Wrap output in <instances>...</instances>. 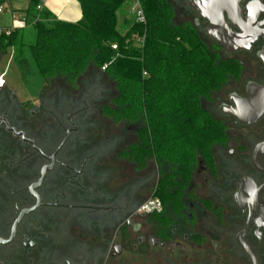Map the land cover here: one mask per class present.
Instances as JSON below:
<instances>
[{
    "label": "flooded vegetation",
    "instance_id": "obj_1",
    "mask_svg": "<svg viewBox=\"0 0 264 264\" xmlns=\"http://www.w3.org/2000/svg\"><path fill=\"white\" fill-rule=\"evenodd\" d=\"M167 1L174 14L176 9L189 14L184 23L239 68L202 103L222 128L223 140L208 156H198L183 188L175 178L181 207L159 199V217L152 222L154 213L139 212L140 188L126 193L109 184L104 161L121 140L108 141L104 153L107 145L88 138L91 124L83 122L84 113L77 116L82 103L23 104L4 78L0 238H12L22 213L37 205L34 194L41 204L21 218L10 243L0 244V264H108L129 247L124 244L145 247L153 232L157 240L149 246L159 249V264H264V0ZM4 56L0 52V64ZM157 170L159 184L171 166L157 163ZM147 222L150 235L138 237Z\"/></svg>",
    "mask_w": 264,
    "mask_h": 264
},
{
    "label": "trees",
    "instance_id": "obj_2",
    "mask_svg": "<svg viewBox=\"0 0 264 264\" xmlns=\"http://www.w3.org/2000/svg\"><path fill=\"white\" fill-rule=\"evenodd\" d=\"M28 1V26L0 34V52L13 53L24 78L72 82L94 70L112 80L117 95L103 113L117 122L141 125L137 142L124 147L119 157L138 169L150 161L170 165L154 197L180 208L181 195L173 186L180 181L183 188L198 156H208L213 144L223 140L222 128L202 103L238 74V66L208 46L195 27L177 23L167 0H139L144 25L123 14L120 20L119 13L135 0H78L82 19L77 23L54 21L39 9L43 0ZM134 35H145L144 46L134 42ZM114 44L118 50L112 49ZM157 217L149 216L155 223Z\"/></svg>",
    "mask_w": 264,
    "mask_h": 264
},
{
    "label": "rangeland",
    "instance_id": "obj_3",
    "mask_svg": "<svg viewBox=\"0 0 264 264\" xmlns=\"http://www.w3.org/2000/svg\"><path fill=\"white\" fill-rule=\"evenodd\" d=\"M5 3H2L4 6ZM135 4V3H134ZM134 4L126 6L119 16L122 19V14L126 16L130 21H134ZM189 14H182L180 10H175V21L183 24L187 20ZM9 12L0 14V27H6L11 23V17ZM5 74V80L9 87L14 90L21 103L30 102L32 106H41V102L49 108L68 106L69 101L76 104L82 103L78 108L81 110V114L77 115L79 118L83 116V122H89L91 124L88 134V138L97 139L102 145L106 146L104 153L109 151L108 141L111 144L112 139H118L120 141L118 148L113 154L108 153V158L104 161V165L109 169V175L111 181L109 184L116 189L121 188L126 193H132L133 188H140L139 201L145 202L154 197V189L157 185V164L153 161L147 163L144 169H138L137 166L131 161L118 156L119 150L127 147L131 143H135L138 140L137 132L141 128V125L130 124L127 122H117L111 116L103 113L102 108L104 106H113V99L117 95V89L115 83L108 79L102 73L90 70L82 74L76 80L69 82L63 77H54L48 79H42L37 75L24 78L19 72L13 53L9 51L2 59L0 64V75ZM32 100V101H28ZM77 110V111H78ZM69 114L75 111L66 110ZM86 115V116H85ZM133 128V129H132ZM109 137V139H106ZM107 141V142H106ZM94 151H98L95 149ZM129 186V187H128ZM148 218L145 216L144 218ZM129 219L135 223H141V217L131 215ZM147 229L142 230L138 237L143 234H149L151 231L149 223L147 222ZM149 227V228H148ZM130 235V234H129ZM144 236V235H143ZM148 238L145 247L129 248L128 244H124L128 247L120 257L114 260H109L108 264H159L157 261V246H149L152 239L157 240V232H153ZM131 237V235H130ZM127 241H125L126 243ZM115 243H120V239L117 238ZM163 261V259H161ZM162 263V262H161Z\"/></svg>",
    "mask_w": 264,
    "mask_h": 264
},
{
    "label": "crops",
    "instance_id": "obj_4",
    "mask_svg": "<svg viewBox=\"0 0 264 264\" xmlns=\"http://www.w3.org/2000/svg\"><path fill=\"white\" fill-rule=\"evenodd\" d=\"M4 6L1 5L0 9L4 12H9L11 17L10 25L0 27L2 29L23 28L21 19L26 18V12L29 8L28 0H3ZM42 8L52 16V20L65 23H77L82 19V10L78 0H43ZM16 17L18 20H15ZM28 29H30L28 27Z\"/></svg>",
    "mask_w": 264,
    "mask_h": 264
},
{
    "label": "built area",
    "instance_id": "obj_5",
    "mask_svg": "<svg viewBox=\"0 0 264 264\" xmlns=\"http://www.w3.org/2000/svg\"><path fill=\"white\" fill-rule=\"evenodd\" d=\"M39 9H42V7L40 6ZM1 11H2V9H0V12ZM134 13H135L134 21L137 24H143V25L146 24V16H145V13H144L141 5H140L139 0H135ZM14 19L18 20L16 17H14ZM19 21H21V24H22L23 28L28 26L26 18L21 19ZM13 29H15V28H13V27H10V28H7V29L0 28V34H2L4 32L6 35H10L11 31ZM132 39L134 40V42H136V44L138 46H140V47L144 46L145 35L144 36L134 35L132 37ZM112 49L113 50H118V45L117 44L112 45ZM106 67H107V65L105 67H103L102 70L104 71ZM143 77L144 78L147 77V73L146 72H143ZM4 78H5V74H2L0 76V87H3ZM160 210H161V201L159 199H157V198H151V199L147 200L146 202H144L141 205V207L139 209V212L140 213L151 214V213H157V211H160Z\"/></svg>",
    "mask_w": 264,
    "mask_h": 264
},
{
    "label": "water",
    "instance_id": "obj_6",
    "mask_svg": "<svg viewBox=\"0 0 264 264\" xmlns=\"http://www.w3.org/2000/svg\"><path fill=\"white\" fill-rule=\"evenodd\" d=\"M52 168H53V165L43 168V170H42V172H41V174H42V178L40 179V181H39L38 183H35V184L32 186V188H31L32 191L35 190L36 188H38V187L41 185V183L43 182V180H44V178H45L47 172H48V171H51ZM34 196L38 199L37 205L34 207V209H32V210H28V211H25V212L22 213V215H21V217L19 218V220L17 221L16 225L13 227L12 238H11L10 240H8V241H6V240L0 238V244H2V245H6V244L10 243V241L13 239V237H14V235H15V231H16L17 224L19 223V221L21 220V218H22L25 214H27V213H29V212L35 210L36 208H38V207L40 206L41 203H40L39 197H38L36 194H34ZM119 247H120V246H119ZM118 252L120 253V251H118Z\"/></svg>",
    "mask_w": 264,
    "mask_h": 264
}]
</instances>
